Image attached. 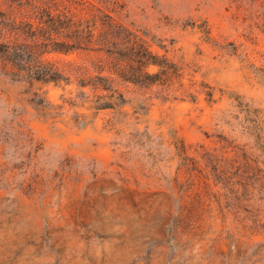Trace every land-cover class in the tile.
I'll use <instances>...</instances> for the list:
<instances>
[{
    "label": "rangeland",
    "instance_id": "374dc122",
    "mask_svg": "<svg viewBox=\"0 0 264 264\" xmlns=\"http://www.w3.org/2000/svg\"><path fill=\"white\" fill-rule=\"evenodd\" d=\"M124 2L160 65L111 108L70 38L0 61V264H264V0Z\"/></svg>",
    "mask_w": 264,
    "mask_h": 264
},
{
    "label": "trees",
    "instance_id": "16d2710c",
    "mask_svg": "<svg viewBox=\"0 0 264 264\" xmlns=\"http://www.w3.org/2000/svg\"><path fill=\"white\" fill-rule=\"evenodd\" d=\"M145 36L129 20L124 0H0L2 68L19 79L58 81L65 70L43 61L41 49L53 37L70 38L74 49L91 58L81 76L99 81L110 101L103 108L123 101L115 89L119 80L150 77L148 69L160 65Z\"/></svg>",
    "mask_w": 264,
    "mask_h": 264
}]
</instances>
